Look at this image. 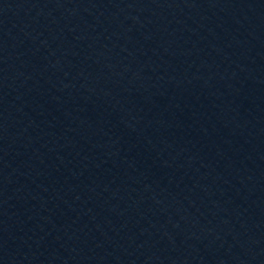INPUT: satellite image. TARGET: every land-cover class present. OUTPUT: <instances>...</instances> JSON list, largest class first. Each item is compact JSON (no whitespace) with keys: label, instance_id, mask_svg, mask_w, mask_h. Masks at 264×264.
<instances>
[{"label":"water","instance_id":"obj_1","mask_svg":"<svg viewBox=\"0 0 264 264\" xmlns=\"http://www.w3.org/2000/svg\"><path fill=\"white\" fill-rule=\"evenodd\" d=\"M0 264H264V0H0Z\"/></svg>","mask_w":264,"mask_h":264}]
</instances>
